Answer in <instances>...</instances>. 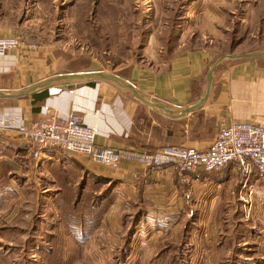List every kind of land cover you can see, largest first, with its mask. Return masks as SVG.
I'll return each instance as SVG.
<instances>
[{
	"label": "crops",
	"instance_id": "1",
	"mask_svg": "<svg viewBox=\"0 0 264 264\" xmlns=\"http://www.w3.org/2000/svg\"><path fill=\"white\" fill-rule=\"evenodd\" d=\"M53 2L0 0V35L30 29L41 30L44 38V44L21 43L17 51L0 56V230L22 228L15 222L22 217L20 209L38 196L57 206L76 203L98 182L106 186L99 191L100 206H108L103 229L111 235L123 232L128 215L141 220L136 231L146 221L164 223L167 236L159 252L167 251L161 254L167 264H192L200 249L213 254L208 255L209 264L230 262L222 257L226 251H240V244L249 242L254 251L241 248L244 263H264V178L253 174L244 183L233 163L210 173L174 167L147 171L126 160L113 169L61 148L45 149L35 159L18 134L2 126L7 120L30 125L48 113H76L96 131L97 144L146 152L176 144L209 147L220 121L264 126L263 53L224 56L211 82L207 80L220 58L214 44L229 30L227 12L256 3L185 0L186 20L178 25L172 47H162L151 32L141 55L123 74L99 66H67L76 57L69 59L47 42L53 31L59 32L51 28L57 22L47 20ZM157 2L159 7L165 3ZM124 19L118 25L123 32ZM93 22L87 17L83 24L71 23L68 34L83 40L84 33L92 38L102 35ZM71 73L96 75L61 77ZM106 240V247L115 248ZM255 247L262 256L252 259Z\"/></svg>",
	"mask_w": 264,
	"mask_h": 264
},
{
	"label": "rangeland",
	"instance_id": "2",
	"mask_svg": "<svg viewBox=\"0 0 264 264\" xmlns=\"http://www.w3.org/2000/svg\"><path fill=\"white\" fill-rule=\"evenodd\" d=\"M105 1L108 4L93 0L92 5V0H54L49 5L51 11L47 20L56 21L57 26L51 28L59 32L53 31L51 41L47 42L69 59L76 57L67 66H99L125 74L141 55L148 34L154 32L162 47H172L177 30L181 29L178 25L186 20L183 18L185 0H164L161 7L158 0ZM252 1L256 3L255 7L245 9L243 6L241 9L238 6L227 12L229 30L224 40L214 44L221 59L241 54H264V0ZM90 6L92 10L89 11ZM87 17L94 21L95 31H104L102 35L92 38L85 36L87 33L82 34L87 41L68 34L69 24H83ZM123 17L125 32L121 31L122 26L120 30L118 27ZM104 19L109 20V26L105 25ZM41 40L44 44L43 36ZM105 188L103 183H94L78 202L57 203L59 207L52 201L46 203V196L24 203L20 209L22 217L15 221L21 223L22 228L0 230V264H167L162 256L167 251L159 252L167 236L163 220L160 225L154 220L146 221L136 231V225L128 215L122 223L127 228L123 232L117 231L118 236L103 229L108 206H100L103 193L99 191ZM105 240L115 248L106 247ZM253 241L260 243V240ZM250 243L240 244V251L236 248L227 250L222 257L227 256L232 261L223 259L219 264H245L241 251L244 247L254 251ZM255 249L252 259L262 256L257 247ZM208 255L213 256L212 253ZM208 255L200 249L192 264H209Z\"/></svg>",
	"mask_w": 264,
	"mask_h": 264
},
{
	"label": "built area",
	"instance_id": "3",
	"mask_svg": "<svg viewBox=\"0 0 264 264\" xmlns=\"http://www.w3.org/2000/svg\"><path fill=\"white\" fill-rule=\"evenodd\" d=\"M36 47L42 43L36 30L0 35V56L17 51L20 44ZM3 128L15 131L22 143L40 159L45 149L61 148L82 160L120 167L123 160L140 164L147 171L174 167L180 171L210 173L233 163L245 183L253 174L264 178V126L246 121H220L209 147L196 149L181 144L164 145L152 152L116 148L95 142L96 131L76 113L60 116L48 113L30 125L7 120Z\"/></svg>",
	"mask_w": 264,
	"mask_h": 264
},
{
	"label": "water",
	"instance_id": "4",
	"mask_svg": "<svg viewBox=\"0 0 264 264\" xmlns=\"http://www.w3.org/2000/svg\"><path fill=\"white\" fill-rule=\"evenodd\" d=\"M251 55V54H250ZM237 56H242V55H235L234 57H237ZM243 56H245V55H243ZM233 57V56H232ZM222 59L221 58H219L215 63H214V65L211 67V69H210V71H209V73H208V75H207V80H208V82H211V79H212V74H213V71H214V69H215V67H216V65L221 61ZM94 75H96V73H75V74H73V73H71V74H68V75H64V76H61V77H72V78H80V79H84V78H86V77H89V76H94ZM126 85H128V83L126 84ZM136 95H138V94H136ZM139 96V95H138ZM140 97V96H139ZM144 101H145V99H143Z\"/></svg>",
	"mask_w": 264,
	"mask_h": 264
},
{
	"label": "trees",
	"instance_id": "5",
	"mask_svg": "<svg viewBox=\"0 0 264 264\" xmlns=\"http://www.w3.org/2000/svg\"><path fill=\"white\" fill-rule=\"evenodd\" d=\"M78 202V201H77ZM75 203V202H74ZM141 222L140 219H136V220H133V223L136 225V224H139Z\"/></svg>",
	"mask_w": 264,
	"mask_h": 264
}]
</instances>
